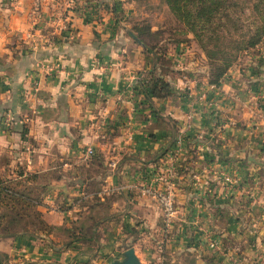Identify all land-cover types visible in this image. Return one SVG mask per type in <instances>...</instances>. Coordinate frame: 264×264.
I'll return each mask as SVG.
<instances>
[{
  "label": "crops",
  "instance_id": "crops-1",
  "mask_svg": "<svg viewBox=\"0 0 264 264\" xmlns=\"http://www.w3.org/2000/svg\"><path fill=\"white\" fill-rule=\"evenodd\" d=\"M92 1L103 0H0V160L10 173L59 170L81 187L70 193L76 204L61 212L53 207L71 197L50 193L41 209L53 227L45 240L0 242L10 264H105L129 248L140 263L142 255L155 264L167 244L201 249L208 227L231 235L220 213L247 190L264 209V39L217 86L204 76L173 78L175 93L156 101L155 121L135 92L149 58L110 15L93 27L96 13L85 6ZM106 1L123 20L135 16V0ZM46 62L56 73L39 68ZM86 148L94 157L82 175ZM147 185L173 192L165 234L159 206L140 192ZM87 222L96 235L89 255L76 240Z\"/></svg>",
  "mask_w": 264,
  "mask_h": 264
},
{
  "label": "trees",
  "instance_id": "trees-1",
  "mask_svg": "<svg viewBox=\"0 0 264 264\" xmlns=\"http://www.w3.org/2000/svg\"><path fill=\"white\" fill-rule=\"evenodd\" d=\"M165 4L181 26L178 29L179 34L188 35L186 41L191 43L193 40L200 49L201 52L194 54L196 60L211 69L207 78L209 85L217 86L236 61L238 54L255 47L263 40L264 0H165ZM104 9L107 15L111 13L115 17L114 6L109 13ZM101 17L103 18L102 14L98 15L92 22L93 27ZM153 33L148 26L134 25L128 36L149 58L136 82L135 92L141 97L138 108L141 112L147 110L155 121H160L156 101L168 100L175 93L171 80L177 72L172 70L171 60L165 53L167 50L160 52V44H151L145 40V36H152ZM44 177V174H31L7 180L0 176V208L3 209L0 212V242L18 237H26L30 241L45 240L50 234L51 228L43 221L39 220L41 228L36 231L29 229V225L34 227L35 223H28L33 218L41 219L39 210L45 208L39 198H33L36 193L35 180ZM47 186L48 183L40 187L41 191ZM87 233L80 232L78 239L72 233L73 242L79 240L87 244L83 251L89 250L90 244L96 239L94 231H89V237ZM46 242L52 244L51 241ZM7 260L8 254L0 251V264H6Z\"/></svg>",
  "mask_w": 264,
  "mask_h": 264
},
{
  "label": "rangeland",
  "instance_id": "rangeland-1",
  "mask_svg": "<svg viewBox=\"0 0 264 264\" xmlns=\"http://www.w3.org/2000/svg\"><path fill=\"white\" fill-rule=\"evenodd\" d=\"M135 1L138 5L137 9L135 10V16H133L132 18L126 17L124 20L121 18L122 15L120 14L122 12L119 11L120 8L118 7L117 9L116 4L112 3V1H92V3H89L91 2L89 1V4H86L85 6L96 13V19L98 15L100 16V14H106V10L104 8H106L109 13V11H111V7L114 6L116 8V14H114L115 17L111 13H109V15H112L111 20L113 21L114 26L115 24H117V26H119L120 28H129V30H131L134 25L150 27L151 31H153L154 33L152 36H145V40L147 42H150L151 44H160V48H158L160 52L162 50H167L165 53L171 60L170 63L171 67L173 68L172 70L174 72H177L175 77L181 78L184 76L189 79L192 76L191 79H195L198 76H204L207 80L208 72H210L211 69L203 65L201 61L196 60L197 57L194 54L197 55V51H200V49L193 40L191 43H189L190 41H186L188 40V37H186L188 35H185L184 33L181 35L179 34L178 29H180L181 26L178 24V21H176L175 17L165 4V0ZM118 12L120 14H117ZM101 19L104 18L101 17ZM177 41L179 44L176 45ZM183 41L185 43H183ZM262 42L263 40L261 41V43ZM261 43L244 52H240V54H238L237 56L236 61L233 63L228 72L233 68L237 69L238 67L242 66L241 64L244 65L249 63L252 57V51L256 50L258 46L261 45ZM248 71L250 74V66L242 67V72L246 73ZM227 73L225 74V76L227 75ZM229 99L230 102L235 101V97L234 99ZM87 149L88 148L84 150L85 152L82 155V164H78V166L83 167L78 168L77 166L76 170V173L81 172L82 175H85L84 173L88 169V167L85 166L89 165L91 159L94 157V154H92L91 156L87 155ZM6 165L7 164L3 160H0L1 177L7 180H11L18 179L19 177L24 176L23 172H19L16 170L13 173H10V170ZM248 168L249 167H246L245 170L248 171ZM26 174L31 175L42 173ZM226 178H229V181L231 182L233 176L228 175L226 176ZM47 183V188L44 187V190L41 191L40 187L42 188V186H45V184ZM34 188L36 189V193L33 195V198H39V200L42 201V205L46 202L50 193H57L58 190H62L63 194H65L67 197H71L70 201L64 202L62 206L53 207L54 211L61 212L62 210H67L69 206H74L76 204L77 201L75 199V196H71L70 193L74 190L80 189L81 187L78 184H69L67 180L62 178V172L55 169L52 173L46 174L44 178L35 180ZM64 191L67 192L64 193ZM246 193L247 194H242L240 196L241 200L236 201V203L240 204V207L237 210L233 211L236 203H232L225 209V211H222L220 213L224 215L225 219L223 221L226 220L231 225V235H229L228 233H225L224 236L215 235V233L212 232L211 228L208 227L209 230L207 231L205 229L203 231V234L199 236L198 245L201 247V249L192 247L190 249L191 251H186L183 247L177 245L175 246L174 244H170L168 246L167 244V249H163L161 252H159V249L158 251H156V255L162 254L163 256H159V260H157V263L155 264H163L164 262H166V264H197L196 262H198V264H201L199 259L205 260L204 256L206 258H209L208 264H264V209H261L258 206V202H255L256 196L254 194L250 193L249 190H247ZM232 198L234 197H231V199ZM2 211L3 209L0 208V212ZM39 211L41 213V219H32L31 216L32 220H30L28 223L31 224L32 222H34L35 226L33 227L29 225V229L36 231L37 229L41 228L39 223L40 220L43 221L45 225L51 228V231L49 232L51 234L53 230L52 225H49L47 221H45V214L41 211V209ZM89 226L90 223L88 222L83 226V230L85 232H88L86 234L87 237L90 236ZM72 231H74L73 227L70 231L71 236L69 241H72L74 237V235H72ZM167 232L168 229L164 230V228H162L163 234ZM46 237H48V235ZM200 241L201 244L199 243ZM211 242L215 244L214 248H209V244ZM93 246V244H90L89 250L84 251L86 252V255L94 252L92 248ZM121 258L122 257L115 260H120ZM140 260L141 264H154L148 263L149 260L144 258V256L142 255L140 256ZM111 262L112 261H108L105 264H110ZM6 264H10L9 256Z\"/></svg>",
  "mask_w": 264,
  "mask_h": 264
},
{
  "label": "built area",
  "instance_id": "built-area-1",
  "mask_svg": "<svg viewBox=\"0 0 264 264\" xmlns=\"http://www.w3.org/2000/svg\"><path fill=\"white\" fill-rule=\"evenodd\" d=\"M40 69H44L46 74L53 75L56 73V65L55 63H42L40 64ZM204 97V94L201 95V98ZM234 99V98H232ZM192 116L188 115V121H191ZM190 124V122H189ZM87 155L91 156L93 154V150L88 148L87 149ZM110 168L115 167V163L109 164ZM226 181H229V178H225ZM140 189V192L144 196L150 197L153 201L157 203L159 206L162 215H163V228L164 230L169 229L171 221L173 219V216L175 214V200L173 192L170 190V188H165L164 190H156L152 186H143ZM215 244L212 242L209 244V248H214Z\"/></svg>",
  "mask_w": 264,
  "mask_h": 264
},
{
  "label": "water",
  "instance_id": "water-1",
  "mask_svg": "<svg viewBox=\"0 0 264 264\" xmlns=\"http://www.w3.org/2000/svg\"><path fill=\"white\" fill-rule=\"evenodd\" d=\"M110 264H141L139 259L135 256L132 248L127 249L122 253L120 260L112 261Z\"/></svg>",
  "mask_w": 264,
  "mask_h": 264
}]
</instances>
